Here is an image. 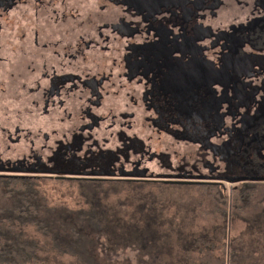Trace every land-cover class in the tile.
Returning a JSON list of instances; mask_svg holds the SVG:
<instances>
[{"label": "flooded vegetation", "instance_id": "1", "mask_svg": "<svg viewBox=\"0 0 264 264\" xmlns=\"http://www.w3.org/2000/svg\"><path fill=\"white\" fill-rule=\"evenodd\" d=\"M124 1L0 0V179H264V0L221 1L247 7L217 28L192 7L147 24Z\"/></svg>", "mask_w": 264, "mask_h": 264}, {"label": "trees", "instance_id": "2", "mask_svg": "<svg viewBox=\"0 0 264 264\" xmlns=\"http://www.w3.org/2000/svg\"><path fill=\"white\" fill-rule=\"evenodd\" d=\"M197 1L125 0L124 6L147 24L159 23L168 15L192 22L194 17L187 18L185 14L191 12L190 7L203 22V16L207 12L213 16L214 6L223 0H208L201 7ZM253 2L263 7L257 0ZM201 38L211 39L206 34ZM178 44L182 50L174 53L184 55L187 48L194 54L193 62L199 61H195L197 53L190 50L187 42ZM167 54L169 50L163 57ZM72 184L78 192V196L74 193L77 200L69 195L70 201L62 205L71 204L73 208L49 204L31 181L0 179V197L7 200L0 205V264H107L94 254L100 240L113 249H136L134 264H255L256 259L258 264L264 263V179L229 188L212 182L174 187L207 192L212 202L207 214L216 218L209 228L197 233L185 230L184 220L164 218L171 202L167 194L156 196L151 190L153 184L103 181L90 186V191ZM112 191L124 192L125 210L135 211L123 213L119 197L111 200L107 209L105 200ZM108 210H116L120 217L107 223ZM54 211L66 214L63 218L68 221H60ZM178 211L182 208L178 207ZM236 220L245 224V230L234 237L231 232ZM114 260L110 264H129V259Z\"/></svg>", "mask_w": 264, "mask_h": 264}, {"label": "rangeland", "instance_id": "3", "mask_svg": "<svg viewBox=\"0 0 264 264\" xmlns=\"http://www.w3.org/2000/svg\"><path fill=\"white\" fill-rule=\"evenodd\" d=\"M249 2L250 0H243ZM253 3V2H252ZM237 4L241 5H235L237 6V10L235 8H228L223 9L224 4H216L214 15L209 17V21L207 19V22L205 24L207 26L216 25L214 28L221 27L222 25L230 24L233 18H236L240 15H242L238 10H241L243 7H247V4H244V2H240ZM253 9V8H251ZM250 9V10H251ZM249 10H246V12ZM216 14H221L220 18L215 17ZM142 120V119H141ZM141 129V126H140ZM152 185V184H150ZM154 185V184H153ZM159 186L160 188H157ZM229 188V184L226 185ZM108 187V186H106ZM151 190L154 192V194L160 195V197H164L166 194L168 195L167 200L169 201V208L165 211V219L169 220L173 217L176 218V220L181 221L184 220L186 222L185 230L192 233H197L202 231L205 227L209 228L212 220L216 218V216L207 214L211 212L212 210V202L207 197V192L199 191V190H186V189H180V188H163V186L160 185H154L151 187ZM40 195H42L48 203H52L53 206H69L73 208L74 205L71 204H64L62 203L69 202L70 198L69 195L72 196L74 200H77L74 197V193L78 196L77 190L72 187V184L70 183H55V182H47L45 183L40 189ZM121 198L124 199V192L117 193L116 191H112L111 196L109 199H106L105 206L107 209L110 207L108 206L110 201L115 198ZM2 202V199H0V203ZM124 209L122 210L123 213L131 214L135 211L129 210L126 211L125 207H127L126 202L120 201L119 202ZM178 207L182 208V211H178ZM81 209L86 210L87 208L85 206H80ZM55 216L58 217L60 221H68V219L63 218L64 215L60 211H54L53 212ZM107 223L114 221L120 217L118 212L115 210L113 211H107ZM245 230V224H243L241 221L236 220L234 222L233 231L231 232V235L236 237L241 234L242 231ZM124 248H110L107 243L103 240H100L97 242V246L95 248L94 254L98 258V260L102 261V263L110 264L114 261H127L129 259V264L135 263V255L137 253L136 249L134 248H127L123 250ZM255 264H258V259L255 260ZM264 264V263H263Z\"/></svg>", "mask_w": 264, "mask_h": 264}, {"label": "water", "instance_id": "4", "mask_svg": "<svg viewBox=\"0 0 264 264\" xmlns=\"http://www.w3.org/2000/svg\"><path fill=\"white\" fill-rule=\"evenodd\" d=\"M141 171H142L141 167H138L134 172L122 173V176L138 177V176H141L142 175ZM163 183H165V184H171V185H174V184H180V185L194 184L193 182H190V181H184V182L171 181V182H163Z\"/></svg>", "mask_w": 264, "mask_h": 264}]
</instances>
